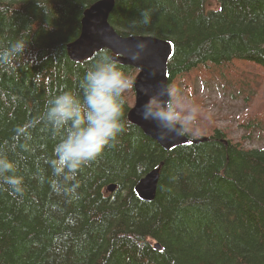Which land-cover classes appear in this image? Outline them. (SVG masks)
Segmentation results:
<instances>
[{
  "label": "trees",
  "instance_id": "trees-1",
  "mask_svg": "<svg viewBox=\"0 0 264 264\" xmlns=\"http://www.w3.org/2000/svg\"><path fill=\"white\" fill-rule=\"evenodd\" d=\"M97 1L0 0V49L28 42L0 65V153L23 178L21 192L0 181V264H264V146L242 144L255 132L264 140V103L261 115L239 119L235 142L202 113L196 90L197 81L221 82L247 104L254 94L264 101V0H114L117 34L173 44L168 87L185 110L198 108L196 121L187 145L164 151L128 120L131 87L124 131L64 181L49 163L59 135L43 115L54 95L80 93L85 71L110 55L73 62L66 51ZM119 66L133 81L137 70ZM159 166L154 199L140 200L135 186Z\"/></svg>",
  "mask_w": 264,
  "mask_h": 264
},
{
  "label": "clouds",
  "instance_id": "clouds-1",
  "mask_svg": "<svg viewBox=\"0 0 264 264\" xmlns=\"http://www.w3.org/2000/svg\"><path fill=\"white\" fill-rule=\"evenodd\" d=\"M151 22L150 10L141 11L140 23ZM27 43L23 38L0 49V65L11 66L18 56L24 54ZM136 52L130 57L136 61L147 48L140 41ZM133 81L121 69L115 57L100 54L85 71L80 81V93L63 91L49 101L43 119L54 133L59 135L49 161L55 175L70 181L77 172L96 160L106 147L112 146L125 129L123 121L125 96ZM161 95L171 99L161 100L159 107L145 106L144 118L155 119L161 129V138L169 134L183 135L196 121L198 108L185 110L175 90L165 88ZM0 181L21 192L23 178L16 175L15 162L0 153Z\"/></svg>",
  "mask_w": 264,
  "mask_h": 264
},
{
  "label": "water",
  "instance_id": "water-1",
  "mask_svg": "<svg viewBox=\"0 0 264 264\" xmlns=\"http://www.w3.org/2000/svg\"><path fill=\"white\" fill-rule=\"evenodd\" d=\"M113 7L114 0H99L84 12L79 37L67 45V55L73 62H81L92 58L95 53L108 50L119 64L137 70L132 84L134 103L128 119L146 137L155 141L164 151L170 152L189 140L176 134H169L162 139L157 121L145 119L144 112L145 106L150 105L151 101L160 105L161 100L170 99L161 93L165 88L168 89L167 65L173 55V44L150 35L140 37L117 34L108 23ZM140 41L145 42L147 48L139 60L133 61L130 57L136 52L135 46ZM160 167L150 171L135 186V192L142 201L151 202L154 199ZM108 190L113 192L115 186L108 187Z\"/></svg>",
  "mask_w": 264,
  "mask_h": 264
},
{
  "label": "rangeland",
  "instance_id": "rangeland-1",
  "mask_svg": "<svg viewBox=\"0 0 264 264\" xmlns=\"http://www.w3.org/2000/svg\"><path fill=\"white\" fill-rule=\"evenodd\" d=\"M223 83L207 81L205 84L196 82V90L203 102L202 113L212 117L217 126L224 130L228 137L240 142L244 136L243 130L239 129V119L245 114L259 116L263 112V98L261 94H254L251 102L247 104L242 97H235L233 89H225ZM156 103H151L152 107ZM157 105V104H156ZM244 148H260L264 146V140L255 132L252 139L243 141Z\"/></svg>",
  "mask_w": 264,
  "mask_h": 264
},
{
  "label": "bare ground",
  "instance_id": "bare-ground-1",
  "mask_svg": "<svg viewBox=\"0 0 264 264\" xmlns=\"http://www.w3.org/2000/svg\"><path fill=\"white\" fill-rule=\"evenodd\" d=\"M93 6V4L89 7V8H91ZM88 8V9H89ZM87 9V10H88ZM79 37V36H78ZM140 37H147V36H140ZM76 40V39H75ZM70 44V43H69ZM67 48V47H66ZM173 50H174V47H173ZM108 51V50H107ZM108 52H110V51H108ZM112 55V53L110 52V56ZM119 64V63H118ZM121 65V64H120ZM123 66V65H122ZM129 67V66H128ZM168 69V68H167ZM167 75H168V78H167V84H168V80H169V73H168V70H167ZM168 89H169V87H168ZM151 103H156V102H153V101H151L150 102V104ZM158 106H160L158 103H156ZM155 108V107H154ZM129 114V113H128ZM129 120V119H128ZM131 123V122H130ZM132 124V123H131ZM135 126V125H134ZM137 127V126H136ZM184 136V135H183ZM185 138H187L186 136H184ZM188 139V138H187ZM189 140V139H188ZM189 142H190V140H189ZM188 142V143H189ZM188 143H185V144H183V145H181L182 143H180L179 145H181L180 147H182V146H185V145H187ZM178 148V147H177ZM160 167V166H159ZM158 167V168H159ZM155 169H157V168H155ZM154 169V170H155ZM160 171V170H159ZM110 186H112V185H110ZM110 186H108V187H110ZM115 186V185H114ZM115 189H116V186H115ZM108 190V189H107ZM115 191V190H114ZM108 192L110 193V191L108 190ZM134 192H135V190H134ZM110 194H112V193H110ZM135 194H136V192H135ZM137 195V194H136ZM138 197V196H137ZM139 198V197H138ZM140 199V198H139ZM141 200V199H140ZM155 248H159V247H157V245L155 246Z\"/></svg>",
  "mask_w": 264,
  "mask_h": 264
}]
</instances>
